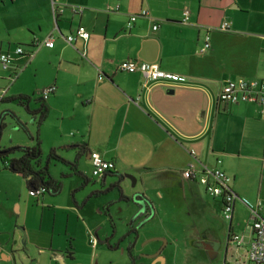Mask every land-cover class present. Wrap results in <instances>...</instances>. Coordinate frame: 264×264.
Returning <instances> with one entry per match:
<instances>
[{"label":"crops","instance_id":"obj_1","mask_svg":"<svg viewBox=\"0 0 264 264\" xmlns=\"http://www.w3.org/2000/svg\"><path fill=\"white\" fill-rule=\"evenodd\" d=\"M70 7L81 8V14L72 15ZM53 9L58 14L54 18ZM143 10L157 30L151 32L142 16L127 29L129 17ZM222 24L226 31L219 30ZM80 26L89 38L68 45L64 38ZM204 36L209 48L201 53ZM47 37L52 38L51 48L43 45ZM16 48L23 54L15 55ZM3 53L12 57L6 70L0 67L3 98L22 94L30 97V110L39 101L46 107L38 128L41 159L57 149L69 164L85 165L90 172L88 152H95L114 168L99 179L81 173L87 180L83 189H105L113 177L124 174L133 178L134 187L138 185L135 191L128 185L123 188L128 190L124 195L137 194L152 209L140 229V240L147 242L143 252L174 242L188 248L184 264L245 261L252 233L243 201L264 204V109L251 103L225 105L217 98L228 80H264V0H0ZM124 60L156 64L177 77L144 85L138 73L115 70ZM52 85L54 92L43 101L39 91ZM2 108L17 114L10 106ZM78 144H84L80 152L71 147ZM188 164L197 173L218 167L230 178L236 199L226 229L221 200L206 194L196 181L181 177ZM49 166L60 167L59 179L50 175L53 179H72L69 205L82 212L89 197L78 202L79 191L73 188L83 179L59 164ZM0 173L12 175L4 176L8 194L2 198L0 224L18 223L27 202L19 192L15 202L10 191L18 185L16 177L22 179L1 166ZM62 188L61 183L57 195L32 198L33 204L56 199ZM9 203L14 211L6 210ZM243 213L248 217L246 227L240 224ZM260 215L264 218V207ZM229 232L240 243L230 246L224 259L221 248ZM16 235L8 229L14 247L0 239V263L13 261L19 232ZM153 238L161 240L148 242ZM27 240L37 242L28 235ZM70 243L68 249L53 251L48 263L76 264V248ZM37 246L38 252L51 248V236ZM166 260L161 252L152 263Z\"/></svg>","mask_w":264,"mask_h":264},{"label":"rangeland","instance_id":"obj_2","mask_svg":"<svg viewBox=\"0 0 264 264\" xmlns=\"http://www.w3.org/2000/svg\"><path fill=\"white\" fill-rule=\"evenodd\" d=\"M6 106H10V108L14 111H17V114L15 115L19 122L24 125L28 133L34 136L35 129L32 128L33 123H30L31 117H29L22 108L18 109L14 104L10 105L0 103V116L3 111L2 107ZM2 123L4 127L0 134V148H10L17 145L20 147H29V145H32V141L29 140L28 136L21 129L19 124H17L16 121L11 120L8 115L4 118ZM20 143H24L25 145ZM15 155L17 156V154ZM42 158L41 163L43 164L44 156ZM77 168L80 173L90 177V172L87 166L79 165ZM49 169L50 175L55 179H59L60 167L49 166ZM4 176L12 178V175L0 173V210L2 207V198L4 195L8 194V190L6 188L7 177ZM16 178L18 185L15 188H11L10 193L13 190L16 202L17 193L19 192L22 199L27 202V208L24 211L26 214L18 218V223L4 222L0 224V239L2 241H9V237L7 236L8 229H12V233L15 237H17L16 233L19 232V238L16 241L17 248H12L13 261L6 264H49L48 261L53 254L52 252L58 251L59 249H65L69 240L71 241V246L73 245L72 248L77 249L74 250L76 254V264L127 263L125 255L120 254L119 250L111 252L107 250L106 247L99 245L98 243L90 244L89 237H93L96 241V237L94 235V232H96L97 237L100 240L105 239V236L109 235L112 231L109 217L115 227L116 238L123 235L127 232V223L137 211L134 205L130 203H117L115 206L108 207V203L117 198V193L115 191H111L105 196H98L94 198L90 197L85 203L84 208L81 210L82 212H77V210L70 207L68 199L69 191L72 189V179L61 181L63 188L61 189V195H59V197L54 200L47 199L44 200V202L39 199L38 203L34 205L32 197L24 189L22 180L20 181L18 177ZM131 183L132 180H124L122 185H128L130 188ZM78 185H76L73 189L76 188L79 191L75 193V199H77L78 202H81L84 198L90 196L89 193L92 190L83 188L79 189L80 185ZM91 186L92 185L89 184V188ZM136 186L138 185L135 184L133 189L130 188L128 190L135 191V189H137ZM8 209L14 211V206H10L9 203L6 210ZM6 210L4 212H6ZM243 215L244 221L240 222V224L242 227H246L245 223L248 217L245 213H243ZM139 223L140 220H138V223L134 224V227H136ZM221 223L224 224L226 229L227 221L223 218ZM22 231L25 236V246L22 244ZM27 235L28 237H31V239H37V242L35 240L36 244H29ZM74 235L75 240L73 239ZM141 235L142 234L139 235L138 240L136 241V253H143L145 250V247H140L142 245V241L140 240ZM48 236H51L52 247L49 249L44 248L43 251L38 252L37 245L39 243H45ZM14 242L15 241H9V245L14 247ZM187 250L188 248L182 247L181 244L173 242L162 248V254L164 255L165 260L167 259L166 264H184ZM54 264L61 263L55 262Z\"/></svg>","mask_w":264,"mask_h":264},{"label":"built area","instance_id":"obj_3","mask_svg":"<svg viewBox=\"0 0 264 264\" xmlns=\"http://www.w3.org/2000/svg\"><path fill=\"white\" fill-rule=\"evenodd\" d=\"M53 6V3L52 5ZM72 15H80L81 8L70 7ZM62 10L59 11V13ZM58 15L53 9V18ZM144 17L150 23V31L157 30V25L153 24L152 18L147 11H141L139 15H131L126 23V28L129 29L137 17ZM226 24L220 26V31H226ZM89 38V33L83 27H77L75 31L66 36L64 41L72 46L75 39L86 41ZM208 37L204 36L203 45L200 52H204L209 48ZM43 45L47 48L53 46L52 38L47 37L44 39ZM15 55H22L23 50L16 48L14 50ZM82 57H84L82 55ZM12 61V57L8 53L0 54V67L6 70ZM118 72L126 73H138L145 85L148 82L163 83L168 82L177 77L174 74L162 71L156 64H145L136 62L133 60H124L119 62L115 68ZM143 85V86H144ZM55 86H49L39 91L40 98L45 101L48 96L53 93ZM6 90H0V99L5 96ZM219 103L225 105H235L239 103H251L264 109V80L261 81H247L239 79L237 81L228 80L220 87V91L217 98ZM90 162V174L93 178H100L113 170V163L103 160L97 153L89 152ZM219 163V161H218ZM181 177L184 180H194L197 184L201 185L209 196L213 198H219L222 202V217L225 220H229L232 212V206L236 199L235 194L229 187L230 178L220 169L215 168L209 170L207 168H201V171L197 173L191 164H188L182 171ZM42 191H38L35 194H40ZM30 196L34 193L30 192ZM249 211V228L252 233V240L249 248L246 251V257L244 262H234V264H264V218L260 215V210L264 207L260 201L250 205L246 201H243ZM89 243L94 244L93 237H89ZM229 243L233 248L238 247L240 239L238 236L232 235L229 238Z\"/></svg>","mask_w":264,"mask_h":264},{"label":"trees","instance_id":"obj_4","mask_svg":"<svg viewBox=\"0 0 264 264\" xmlns=\"http://www.w3.org/2000/svg\"><path fill=\"white\" fill-rule=\"evenodd\" d=\"M29 102H30V97L26 95H22V94L0 99L1 104H15L21 107L24 110V112H27L28 114H30V117L33 118L34 120L33 123L35 125V133H34L33 138H31L28 132L26 131V129L24 128V126L20 124V122L17 120L14 114L8 111H3L1 113L0 134L4 127L2 123L4 120V117L8 115L11 120H14L16 121L17 124H19L21 129L26 133L28 137L34 140V145L32 147H19V146L16 147L15 146V147H10V148H0V166L2 170L18 175L24 182L26 192L28 194L30 192L34 193V195L31 196L32 198H39L45 194L54 196L59 193L60 188H61L60 180L53 179L48 172V166L54 163L59 164L63 167H66L72 176L83 179V182H81L80 187H79V189H82V187L85 186V183H87V180L82 178L83 175L78 171V168L75 166L74 163L69 164V162L65 161L64 159H62L61 157L57 155V149H50L44 159V163L43 164L41 163V153H40V148H39L40 143L38 139V128L40 127L42 120L46 116L47 111L42 101H39L38 103L36 102L38 104L37 108L30 111L28 109ZM83 145L84 144H78V145H73L71 147L78 149V151L79 150L82 151V149H84ZM15 154H17V156ZM64 176L65 174H61V177H64ZM113 178L115 180V177ZM107 188L108 187L106 186L105 189ZM95 190H98V189H95ZM95 190H92L89 193L90 195L89 198L90 197L94 198L97 196V193L95 192ZM100 190H103V189H100ZM38 191H42V192H40V194H35ZM121 201H123V203H127V201H125L123 198H119V202ZM136 201H142L141 197L136 195ZM228 237H231L230 232L228 234Z\"/></svg>","mask_w":264,"mask_h":264},{"label":"water","instance_id":"obj_5","mask_svg":"<svg viewBox=\"0 0 264 264\" xmlns=\"http://www.w3.org/2000/svg\"><path fill=\"white\" fill-rule=\"evenodd\" d=\"M55 26L57 29L56 22H55ZM57 31H58V29H57ZM26 114L30 117V114H28L27 112H26ZM33 121L34 120L31 117L30 123H33ZM124 180H132L130 188L132 189L134 187V184H133L134 180H133V178H131V176L125 175V174L124 175H117L115 177V180L111 184L107 185V187H108L107 189L95 190V192L97 193L96 197L105 196L109 192L115 191L117 193V198L113 201H119V198H123L125 201H127V204L130 203V204L134 205L136 207L137 211L131 217L130 221L127 223V228H128L127 232H125L123 235L119 236L118 238H116L115 227L112 223L111 218L109 217L111 229H112L111 233L109 235L105 236V239L100 240L97 237V233L94 232V235L96 237V241H97V243L104 245L106 247V249L111 251V252H115V251L119 250L120 254L125 255L126 260H127L126 264H154V263H152V260L156 256H159L161 254L163 246H160L155 251L150 252V253H145V252L136 253L135 252L136 241L138 240V237L140 235V228L151 217L152 209H151V207L148 206V204L146 203L145 200L142 199V201H136V195L137 194H133L130 197L127 195H124L125 189L123 188V185H122ZM113 201H110L109 203H111ZM147 212H149V215L146 218H144ZM137 217L142 218V220L140 221V223L136 227H131L133 221L136 219H139ZM160 240H161L160 238H153V239L149 240L148 242H156V241H160ZM146 243L147 242L142 243V245L140 247L141 248L145 247ZM22 244H23V246H25V236H24L23 231H22ZM219 248H220V245H218V249ZM221 250H222L221 251L222 257L225 259L226 256L228 255V253H230V247H229V243H228V235H227L224 243L222 244Z\"/></svg>","mask_w":264,"mask_h":264},{"label":"flooded vegetation","instance_id":"obj_6","mask_svg":"<svg viewBox=\"0 0 264 264\" xmlns=\"http://www.w3.org/2000/svg\"><path fill=\"white\" fill-rule=\"evenodd\" d=\"M117 203H123V201H121V202H119V201H113V202L109 203L108 206H109V207H110V206H115ZM148 215H149V212L146 213V215H145L144 218H146ZM139 220L141 221L142 218H139ZM131 227H134V225H131ZM228 240H229V239H228ZM94 241H95V240H94ZM95 243H96V241H95ZM95 243H94V244H95Z\"/></svg>","mask_w":264,"mask_h":264},{"label":"bare ground","instance_id":"obj_7","mask_svg":"<svg viewBox=\"0 0 264 264\" xmlns=\"http://www.w3.org/2000/svg\"><path fill=\"white\" fill-rule=\"evenodd\" d=\"M201 186V185H200ZM207 194V193H206ZM222 203V202H221ZM234 204V203H233ZM232 210H233V206H232ZM231 214H232V212H231ZM230 218H231V216H230ZM227 221H230V219L229 220H227ZM232 236V235H231ZM230 237H228V239H229ZM228 243H229V240H228ZM231 246V244L229 243V247Z\"/></svg>","mask_w":264,"mask_h":264},{"label":"clouds","instance_id":"obj_8","mask_svg":"<svg viewBox=\"0 0 264 264\" xmlns=\"http://www.w3.org/2000/svg\"><path fill=\"white\" fill-rule=\"evenodd\" d=\"M107 175V174H106ZM105 176V175H104ZM103 177V176H102Z\"/></svg>","mask_w":264,"mask_h":264}]
</instances>
